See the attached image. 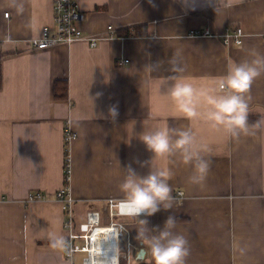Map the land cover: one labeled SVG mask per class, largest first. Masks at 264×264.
<instances>
[{"label": "crops", "instance_id": "obj_1", "mask_svg": "<svg viewBox=\"0 0 264 264\" xmlns=\"http://www.w3.org/2000/svg\"><path fill=\"white\" fill-rule=\"evenodd\" d=\"M75 1L85 33L105 36L111 26L113 36L96 48L80 41L35 50L26 39L53 26L54 0H24L22 14L0 0V264H82V254L68 260L64 248L53 249L47 238L51 232L66 237L54 197L64 182L65 125L77 133L68 146L75 222L90 209L108 220L105 200L122 198L126 165L147 173L136 163L152 157L138 138L144 129L191 128L210 149L208 176L202 185L191 184V166L178 157L155 158V166L173 173L175 203L148 217V226L163 227L175 215V231L189 242L186 264H264V75L252 84L248 117L250 125L261 121V127L256 136L238 141L184 118L161 87L177 50L182 75L198 86L225 75L229 65L245 58V49L264 54V0H216L215 7L213 0ZM139 26L147 33L118 34ZM236 26L243 30L241 44H223L219 35ZM206 28L212 36L193 34ZM157 62L159 70L144 71ZM63 87L66 95L57 96ZM113 105L119 111L115 122L104 118ZM36 192L46 198L28 201ZM119 220L125 227L122 243L132 248L131 264L138 253L139 263L152 264L136 239L137 221Z\"/></svg>", "mask_w": 264, "mask_h": 264}, {"label": "clouds", "instance_id": "obj_2", "mask_svg": "<svg viewBox=\"0 0 264 264\" xmlns=\"http://www.w3.org/2000/svg\"><path fill=\"white\" fill-rule=\"evenodd\" d=\"M152 0H149L151 4ZM185 0H181L184 3ZM9 6L18 14L24 12V0H9ZM154 6V5H153ZM216 6V0H213ZM245 58L238 63L229 65L225 75L215 78L212 85H196L183 76L184 69L180 66L179 50L168 60L167 76L161 77V87L166 86V95L175 104L176 109L189 121L197 120L209 125L216 131H222L233 140L238 141L242 136H256L261 127V121L249 124L250 90L253 82L264 75V54L255 48L245 49ZM162 62L148 64L146 72L151 74L159 70ZM119 116L118 107L110 106L108 116L115 122ZM139 140L152 153L149 160L136 163L140 168H146V174H140L131 164L123 169V181L119 185L122 199L119 204L123 214L137 221L136 239L150 254L152 264H186L190 255L188 239L179 232L177 217L168 215L163 227H149L148 217L161 210H171L175 203L172 187L169 181L173 173L169 168L157 167L153 161L158 157H178L181 164L191 166L192 174L189 182L202 185L211 167L206 154L209 147L197 139L191 128L177 130L167 125L144 129L139 134ZM143 217V218H142ZM50 246L53 249H63L65 238L55 232L48 233ZM244 255L247 246L239 247ZM92 264H101L93 261Z\"/></svg>", "mask_w": 264, "mask_h": 264}, {"label": "built area", "instance_id": "obj_3", "mask_svg": "<svg viewBox=\"0 0 264 264\" xmlns=\"http://www.w3.org/2000/svg\"><path fill=\"white\" fill-rule=\"evenodd\" d=\"M7 16V13H5ZM84 13L80 10L75 0H54L53 4V26H43L38 35L27 38V45L35 50L44 49L57 44H72L83 41L90 48H96L103 37H112L113 29L108 26L105 36L100 34L85 33L79 26L83 21ZM194 35L212 36L209 28L197 30ZM223 44L240 45L243 37V30L240 27L225 28L219 35ZM126 61V60H125ZM63 141L65 144L64 156V182L55 192V199L60 203L64 213L63 228L66 232V246L64 256L73 260L77 253L82 254V264H92L99 261L101 264H131L133 262L131 246L123 245L125 235L124 224L119 220L125 216L119 201L122 198H107L108 220L103 221L100 212L90 209L84 214L80 222L74 220V200L68 187L70 173V160L68 146L76 140L77 133L69 125L63 127ZM183 191H178L177 198H183ZM46 196L42 193H32L28 201L44 200ZM135 263L139 261L135 260Z\"/></svg>", "mask_w": 264, "mask_h": 264}, {"label": "trees", "instance_id": "obj_4", "mask_svg": "<svg viewBox=\"0 0 264 264\" xmlns=\"http://www.w3.org/2000/svg\"><path fill=\"white\" fill-rule=\"evenodd\" d=\"M146 33H147L146 29H145V31H143V27H141V26L130 28V29H125L123 31H119L118 32V34L121 35V36H125V35H127V36H130V35H143V34H146ZM1 81H2V77H1V55H0V87H1ZM65 89H66V87L65 88L63 87L61 89L62 93H60V94L57 93L56 95L57 96H62V97L65 96L66 95ZM251 124H254V122L251 121ZM139 264H143V263H139Z\"/></svg>", "mask_w": 264, "mask_h": 264}, {"label": "water", "instance_id": "obj_5", "mask_svg": "<svg viewBox=\"0 0 264 264\" xmlns=\"http://www.w3.org/2000/svg\"><path fill=\"white\" fill-rule=\"evenodd\" d=\"M134 259L139 261V262L142 261L143 260V254L142 253H138Z\"/></svg>", "mask_w": 264, "mask_h": 264}]
</instances>
